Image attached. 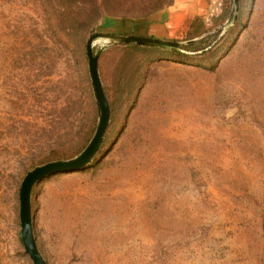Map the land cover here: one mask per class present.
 Returning <instances> with one entry per match:
<instances>
[{"label":"rangeland","instance_id":"rangeland-1","mask_svg":"<svg viewBox=\"0 0 264 264\" xmlns=\"http://www.w3.org/2000/svg\"><path fill=\"white\" fill-rule=\"evenodd\" d=\"M174 2L0 0V264H34L25 176L96 132L89 38L137 36L132 22ZM241 2L207 63L94 41L111 120L89 166L32 190L46 264H264V0Z\"/></svg>","mask_w":264,"mask_h":264},{"label":"water","instance_id":"water-1","mask_svg":"<svg viewBox=\"0 0 264 264\" xmlns=\"http://www.w3.org/2000/svg\"><path fill=\"white\" fill-rule=\"evenodd\" d=\"M235 14L231 25H233L238 18L239 11V0H234ZM229 26L223 28L221 35L226 34ZM97 38L104 39L108 44L118 45H141L156 47L161 49H175L182 45L193 43L197 39L188 41H170L164 39L147 38L135 35L125 34H113V35H102L93 34L87 42V57L89 62V72L92 81V87L95 95V99L98 106L99 119L96 132L85 148V150L76 158L68 161H56L52 163L39 166L29 172L21 185L20 189V223H21V240L24 245L26 253L29 255L34 264H46L44 258L39 252L32 225V209H31V197L34 186L41 180L54 176L57 174L73 173L81 171L82 169L89 166L95 156L101 149L104 141L106 131L109 127L111 120V108L110 104L105 95L99 72H98V60L99 55H95L93 52V43Z\"/></svg>","mask_w":264,"mask_h":264},{"label":"crops","instance_id":"crops-1","mask_svg":"<svg viewBox=\"0 0 264 264\" xmlns=\"http://www.w3.org/2000/svg\"><path fill=\"white\" fill-rule=\"evenodd\" d=\"M228 0H175L174 5L149 18L132 22L137 36L170 41H183L188 37L203 38L210 31L220 30L231 15L226 12ZM224 23L218 25L217 21ZM130 29V28H129ZM193 40V39H191Z\"/></svg>","mask_w":264,"mask_h":264},{"label":"trees","instance_id":"trees-1","mask_svg":"<svg viewBox=\"0 0 264 264\" xmlns=\"http://www.w3.org/2000/svg\"><path fill=\"white\" fill-rule=\"evenodd\" d=\"M240 4V11L242 13V2L239 0ZM228 4L226 6V12L229 13L230 10H232L233 6V0H228L226 2ZM218 25L223 24V21H217L216 22ZM239 26V22L236 24ZM215 37V35L212 36H207L200 38L199 40L187 44V45H182L180 47H177L175 49H161V48H156V47H149V46H141V45H127L125 47L132 49H143L144 51H150L153 53H156L157 55L155 56H160L162 58L167 57L169 52L175 54L176 56H181V57H188V56H193L196 58L195 63H200V61H204L207 63L210 60H207L211 57H218L220 54L226 49L227 47V41H228V35L225 37H221L219 40L217 38L215 39L216 41L211 44L212 39ZM195 37H188L187 40L194 39ZM207 60V61H206ZM215 65L211 66L213 68Z\"/></svg>","mask_w":264,"mask_h":264}]
</instances>
